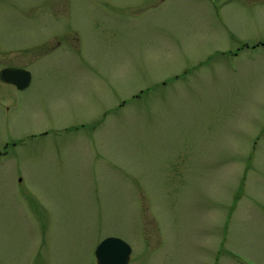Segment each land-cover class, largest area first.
Wrapping results in <instances>:
<instances>
[{
	"label": "rangeland",
	"instance_id": "374dc122",
	"mask_svg": "<svg viewBox=\"0 0 264 264\" xmlns=\"http://www.w3.org/2000/svg\"><path fill=\"white\" fill-rule=\"evenodd\" d=\"M0 264H264V0H0Z\"/></svg>",
	"mask_w": 264,
	"mask_h": 264
},
{
	"label": "water",
	"instance_id": "95a60500",
	"mask_svg": "<svg viewBox=\"0 0 264 264\" xmlns=\"http://www.w3.org/2000/svg\"><path fill=\"white\" fill-rule=\"evenodd\" d=\"M0 79L21 90L28 86L30 72L22 68L5 67L0 70ZM130 245L120 237L106 236L93 249L95 264H128Z\"/></svg>",
	"mask_w": 264,
	"mask_h": 264
},
{
	"label": "flooded vegetation",
	"instance_id": "af4514ba",
	"mask_svg": "<svg viewBox=\"0 0 264 264\" xmlns=\"http://www.w3.org/2000/svg\"><path fill=\"white\" fill-rule=\"evenodd\" d=\"M31 82V81H30ZM30 84V83H29Z\"/></svg>",
	"mask_w": 264,
	"mask_h": 264
}]
</instances>
